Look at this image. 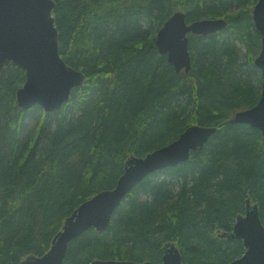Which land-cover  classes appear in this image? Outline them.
<instances>
[{
  "label": "trees",
  "instance_id": "1",
  "mask_svg": "<svg viewBox=\"0 0 264 264\" xmlns=\"http://www.w3.org/2000/svg\"><path fill=\"white\" fill-rule=\"evenodd\" d=\"M54 2L59 53L86 80L64 106L45 113L18 107L23 69L12 64L1 72L0 264L45 253L81 202L115 185L129 156L170 143L190 124L215 127L204 148L137 183L107 229L73 239L62 264H159L166 242L189 264H227L243 254L240 240L219 234L232 230L247 198L264 225V136L229 122L259 99L256 0ZM176 10L188 22L227 21L216 33L189 35L187 73L174 72L154 43ZM35 111L33 127L27 120Z\"/></svg>",
  "mask_w": 264,
  "mask_h": 264
},
{
  "label": "water",
  "instance_id": "2",
  "mask_svg": "<svg viewBox=\"0 0 264 264\" xmlns=\"http://www.w3.org/2000/svg\"><path fill=\"white\" fill-rule=\"evenodd\" d=\"M54 6V0H0V75L12 64L24 70V83L16 91V102L22 110L36 105L45 113L58 110L68 102L72 89L81 86L86 79L82 71L68 65L59 53ZM251 14L260 34V51L254 64L262 77L261 95L253 107L235 112L229 122L247 124L259 129L264 136V0L256 1ZM226 25L223 18L187 22L185 13L178 10L159 28L155 42L160 54L166 55L176 72H188L191 68L188 34H213ZM214 132L213 126L192 124L170 143L144 156H129L115 185L81 202L63 220L45 253L28 255L17 264H62L73 239L90 228L98 233L107 229L113 214L137 183L156 170L188 160L192 152L204 148ZM219 235L240 240L244 248L242 255L227 264H264V225L257 203L247 198L244 213L235 217L232 230ZM162 252L159 264H189L182 260L173 242H166ZM89 264L154 263L95 258Z\"/></svg>",
  "mask_w": 264,
  "mask_h": 264
},
{
  "label": "rangeland",
  "instance_id": "3",
  "mask_svg": "<svg viewBox=\"0 0 264 264\" xmlns=\"http://www.w3.org/2000/svg\"><path fill=\"white\" fill-rule=\"evenodd\" d=\"M241 47V55L244 54V48L243 46ZM38 111L33 112V117L30 116L29 119L27 120V123L31 126H36L38 124Z\"/></svg>",
  "mask_w": 264,
  "mask_h": 264
},
{
  "label": "bare ground",
  "instance_id": "4",
  "mask_svg": "<svg viewBox=\"0 0 264 264\" xmlns=\"http://www.w3.org/2000/svg\"><path fill=\"white\" fill-rule=\"evenodd\" d=\"M257 1V0H256ZM179 11H182V10H179ZM184 12V11H183ZM185 13V12H184ZM216 18H223V17H216ZM223 19H225V18H223ZM167 20V19H166ZM165 20V21H166ZM226 20V19H225ZM164 21V22H165ZM159 30V29H158ZM157 30V31H158ZM156 35H157V32H156V34H155V37H154V43H155V47H156V49H157V52H158V54H160V52H159V50H158V47H157V45H156V42H155V40H156ZM160 55H164L165 57H166V55L165 54H160ZM166 60H167V58H166ZM255 65V64H254ZM173 67V66H172ZM173 70H174V72H176L175 71V69L173 68ZM259 70V69H258ZM176 73H179V72H176ZM185 73H187V72H185ZM259 73H260V71H259ZM85 75V74H84ZM86 76V75H85ZM86 80V79H85ZM260 84H259V90H258V92H259V97H260V95H261V85H262V77H261V73H260V82H259Z\"/></svg>",
  "mask_w": 264,
  "mask_h": 264
}]
</instances>
